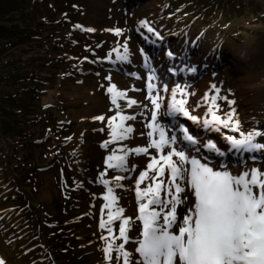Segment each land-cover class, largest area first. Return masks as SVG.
Segmentation results:
<instances>
[{
    "label": "rangeland",
    "instance_id": "374dc122",
    "mask_svg": "<svg viewBox=\"0 0 264 264\" xmlns=\"http://www.w3.org/2000/svg\"><path fill=\"white\" fill-rule=\"evenodd\" d=\"M189 2L0 0V5L5 9L2 12L13 10L10 18L15 19L18 26L29 30L26 42L13 47L0 45V50L2 47L6 49L0 53V73L5 74L17 65L23 71L27 69L35 76L45 78L44 83L50 87L38 104L44 105L39 112L43 115V121L37 125V135L33 137L35 142L25 148L17 147L9 154L0 150V259L5 264H121L116 259L118 253L115 251L112 252L111 261L106 259L103 251L106 243H101V236L109 234L106 229L99 227V223L101 218L107 222L110 210L115 212L116 208L123 207L121 200L125 204L131 203L133 207L137 202L133 200L130 190L123 194L120 188L113 186L119 203L112 205L111 209L105 208L102 214L101 209L108 202L103 199L107 189L100 181L108 179L112 182L115 176L106 167L109 155H117V151L122 155L124 150L142 145L144 122L153 105L149 100L143 101L141 89L147 81H141L140 77L147 75L149 69L155 71L159 67V75L162 73L160 79L167 78L166 69L169 65L179 69L178 77L186 80L182 83L187 84V87L176 82L178 78L172 80L174 87L179 84L185 91L183 96L177 92L176 99H185L194 115L199 117L198 114H203L204 119L211 118L207 111L208 104L200 96L204 97L206 93L214 95L212 85H215L220 89V96L235 101L229 105L224 100H218L222 108L218 115L223 116L224 112L234 108L235 119L240 121V132H264V94L262 97H252L247 102L246 97H240L239 89V85H248V78L253 87L264 85L263 25L254 21L255 26L252 24L250 29L244 28L245 33H239L244 26L242 19L221 16V13L208 21H200L199 15L186 21L185 25L180 18L177 21L172 19L174 14L188 12ZM258 2L261 4L255 6L263 9L264 0ZM212 8L209 7L207 11H212ZM0 15L4 16V13ZM2 16L0 20L3 21ZM141 21H147L161 38L155 40L146 28H141ZM173 22L179 26H174ZM77 25L81 27L77 28ZM88 28L94 31L89 32ZM115 28L122 29L123 35L117 36L109 31ZM125 40L128 43L129 60L120 61L116 56L118 53L123 54ZM168 43L173 47L162 50ZM169 53L182 60H173ZM140 66H144V69L138 68ZM191 69L196 72L190 74ZM135 74L137 77H134ZM202 83L206 88L201 94L199 86ZM113 84L117 86V91L127 93L125 97L117 98L119 108L112 103V94L108 92ZM15 87L10 86L9 80H1L0 96H7L8 92L15 94L16 91H9ZM21 95L22 92L17 93L18 98ZM133 95L138 104L128 107ZM167 104L162 105L163 112L167 110ZM117 112L134 115V121H124L123 124L128 126L133 123L135 130L128 134V139L122 140L124 146L111 150L109 145H103L115 139L112 136L113 128L121 123ZM99 116H104L105 120H94ZM111 116H117V119L109 123ZM177 117L173 127L164 126L158 120L164 127L181 135L174 128L181 124ZM172 131L168 134L171 135ZM210 131L211 134L201 137L202 134L195 136L189 129L196 138L201 137L206 143L212 141L228 154L225 157L213 152L201 154L206 153L203 151L205 147L197 145L202 149L199 152L192 151L191 155L210 157L217 166L226 160L233 175L252 167L264 170V152H228L229 142L225 137L233 135L239 138L237 132L223 128L220 132L215 129ZM119 135L120 130L117 129ZM150 139L148 137V141ZM222 140L227 147L220 144ZM256 141L264 144V137H257ZM251 156H255V159H251ZM130 163L129 168L139 163V167H144L146 160L133 158ZM101 173H104L103 177ZM130 182L127 184L130 185ZM78 190L81 195L79 201L75 202L73 196L76 194L73 191L76 193ZM9 192L26 193L28 200L23 196L22 204L15 203L16 198L9 197ZM189 199H193L191 194ZM26 202L41 216L43 213L45 222L42 220L41 224L46 226L50 217L51 221L47 225L54 227L55 233L49 235V229L45 228L44 232L43 226L33 224L30 218L32 209ZM186 208L187 205H184L178 212L182 214ZM120 223L113 221L111 225L113 234L109 237L112 240L119 236ZM136 233V224H132L129 237ZM133 240L135 242L126 244L125 248L135 260H139L135 252L137 237ZM121 242L118 239L115 245Z\"/></svg>",
    "mask_w": 264,
    "mask_h": 264
},
{
    "label": "snow or ice",
    "instance_id": "6c2138e0",
    "mask_svg": "<svg viewBox=\"0 0 264 264\" xmlns=\"http://www.w3.org/2000/svg\"><path fill=\"white\" fill-rule=\"evenodd\" d=\"M140 26L146 28L149 33L154 32L147 21H141ZM87 31L92 32L94 29L88 28ZM109 31H113L117 36L123 35L120 28ZM122 47L123 54L118 53L116 59L128 61L127 40L123 42ZM169 55L171 56V53ZM152 71L147 84L148 98L153 105L150 122L147 124V136L151 138L149 144L126 149L122 155L113 153L106 158V166L109 169L135 171V165L128 167L130 155L143 154L150 157L146 169L139 173L135 186L139 202L137 219L142 222L141 238L136 241L135 248L140 259L135 260L132 253L125 248L131 240L127 233L131 230L134 218L124 216L125 209L122 206L116 208L115 212H108L107 222L101 218L99 223V227L106 229L109 236H112L113 221H121L119 236L113 237V240L121 239L120 244L115 245L109 240V236H101L106 243L103 249L106 259L111 261L112 252L115 251L118 253L116 259L121 264H264V170L252 167L233 175L226 160H222L217 166L211 162L210 157L191 155L192 151L201 150L197 146L201 145V142L190 134L189 129L180 124L178 131L181 135H177L175 131L159 123L160 94H152L157 88V85L152 83L157 79L154 70ZM212 88L215 90L214 95L209 96L206 93L202 97L208 104L207 111L211 117L202 121L203 126L209 130L215 129L216 132H220L222 128L231 129L239 134V138L226 135L225 138L229 142L228 152H264V144L256 141L257 137H264V132H240V121L235 119L234 108L224 112L223 116L218 115L222 112L218 100H224L229 105L235 101L220 96V89L215 85H212ZM159 89L165 93L170 92L172 97V102L166 105L165 115L173 118L183 116L193 122L200 121V117L192 113L191 106L185 99H176L177 92L185 95L179 84L171 89L167 84H161ZM108 92L112 94V103L119 108L117 98L125 97L126 91H117V86L113 84L108 88ZM137 104L135 99L128 101V107ZM117 116L121 123L113 128L112 136L120 140L128 139V134L133 133L134 129L131 125L124 126L123 122L134 121L136 117L120 112H117ZM117 116L111 117L109 123L115 121ZM95 119L104 121L105 117L99 116ZM117 129L120 130L119 136ZM170 131L171 135L168 134ZM108 143L105 142L103 146L107 147ZM202 146L219 157L228 154L212 141ZM150 149L155 150V154ZM250 158L255 159V156ZM101 176L103 177L104 173H101ZM112 179L118 189L123 187L120 182L127 177L116 175ZM145 181L149 183L141 188ZM100 182L107 189L103 199L108 203L101 209L103 214L105 208L111 209L112 205L118 203L119 197L115 195L108 179H101ZM189 194L193 198L191 201ZM184 205H187V208L181 214L178 209ZM0 264L5 262L0 259Z\"/></svg>",
    "mask_w": 264,
    "mask_h": 264
},
{
    "label": "trees",
    "instance_id": "16d2710c",
    "mask_svg": "<svg viewBox=\"0 0 264 264\" xmlns=\"http://www.w3.org/2000/svg\"><path fill=\"white\" fill-rule=\"evenodd\" d=\"M188 4L190 7L188 12L184 11L174 14V17L177 20L180 18L183 23L199 15H201L200 21H208L211 17L221 13V16H235L242 19L244 26L242 28L243 30L239 33H245L244 28L250 29L251 26L256 25L254 24L255 22L263 25L264 28V8H257L255 6V4H261L258 0H190ZM209 7H213L212 11H207ZM2 11H5V9L0 5V14L4 13V16L0 15L3 19V21L0 20V45L13 47L26 42L29 37L27 34L29 30L23 26H18V24L15 23V19L10 18V13H14L13 10L7 13ZM174 24L176 25V23ZM5 50L6 49L2 47L0 53L5 52ZM0 78V81L3 79L9 80L11 87L12 85L16 86L13 90H9L16 91L15 94L12 95L8 92L6 94L7 96H0V150L9 154L10 151L17 147L25 148L27 145H32L33 142H35L33 137L37 135V125L43 117L39 112L44 106H39L38 104H40V100L50 87L44 83L45 78L38 75L35 76L33 72H27V69L23 71L20 66L17 65L12 67L11 70L8 69L5 74L0 73ZM18 92H22L19 98L17 97ZM8 141L12 143L9 144ZM9 177L12 179L11 176ZM8 195L14 199L16 198L15 203L18 204L23 203V196L26 201L28 200V195L26 193L11 194V192H9ZM26 203L29 205L28 202ZM30 209H32L30 218L33 224L37 225V227L39 224L41 227L43 226L44 232L45 228L49 229L47 223L51 220L47 219L46 226L43 225L45 222L43 220V213L38 209L42 213L41 216L37 210L32 208V205ZM42 220L43 223L41 224ZM52 229L49 235L55 233V229Z\"/></svg>",
    "mask_w": 264,
    "mask_h": 264
},
{
    "label": "bare ground",
    "instance_id": "6f19581e",
    "mask_svg": "<svg viewBox=\"0 0 264 264\" xmlns=\"http://www.w3.org/2000/svg\"><path fill=\"white\" fill-rule=\"evenodd\" d=\"M248 79H249L248 82H247L248 85L247 84H245V85H239V89L241 91L240 92V97L241 96H242V98H245L246 97V101L247 100L249 101V99L251 100V99H253L255 97H259V96L262 97L263 94H264V85L262 87L261 86L253 87V85L251 84V79L250 78H248ZM199 87H200V90H202L201 91V94H202L203 93V90L206 88V85H204V83H202ZM134 98H135V96L133 95L132 96V99H134ZM200 99H202L201 96H200ZM160 113H161V115H160L159 118H160V120H163L164 119V115H163V112L161 110H160ZM194 126L195 127H193L194 129H192V130H193L195 136H200L199 132H201V133L203 132L202 131V128L205 129L204 130V135H207L209 133V131H210L209 128L203 126L202 123H199V124L196 123ZM197 139L201 142V145L206 144L203 140H201V137L200 138H197ZM220 144L227 147V144L223 140L220 141ZM202 147H201V149H202ZM203 151H206V153H201V154H205V155L210 152L207 148H204ZM193 152H195V151H193ZM121 190L124 193L126 192L124 188H121ZM122 204H123L124 208H126L128 211L131 209V207H130L131 204L126 205L123 202H122Z\"/></svg>",
    "mask_w": 264,
    "mask_h": 264
}]
</instances>
